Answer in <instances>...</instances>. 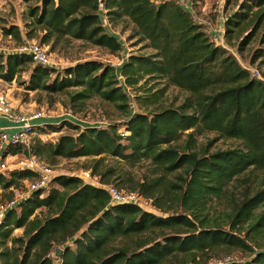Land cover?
<instances>
[{
  "label": "trees",
  "instance_id": "1",
  "mask_svg": "<svg viewBox=\"0 0 264 264\" xmlns=\"http://www.w3.org/2000/svg\"><path fill=\"white\" fill-rule=\"evenodd\" d=\"M40 2L29 16L42 33L39 43L50 44L51 50L70 39L111 53L122 50L123 41L103 25L104 12L114 26L132 23L153 53H131L119 67L91 58L57 69L35 63L28 53L0 52L3 81L50 94L76 88L73 101L98 96L128 113L106 126H82L68 117L45 119L35 131L70 128L76 133L38 143L32 152L47 158L93 157L92 174L100 183L138 192L164 214L114 203L105 188L77 175L59 174L52 180L58 186L35 190L0 221V264H205L238 250L248 258L230 264H264L259 242L264 232V79L218 44L179 0ZM237 4L226 20L224 37L228 44L240 39L242 52L260 30L264 43V0ZM3 32L19 45L25 40L18 25L3 26ZM29 36L36 34L32 30ZM261 56L264 47L254 51L252 62ZM24 72L28 77L21 80ZM152 80H162L164 87L138 95L153 89L146 88ZM124 84L148 106L157 104L169 86L187 94L177 106L131 112ZM207 132L242 145L212 152L209 147L196 149V137ZM21 152L28 154L20 146L7 145L5 157ZM107 156L132 166L150 160L160 175L132 182L114 167L102 168ZM178 170L181 183L174 184L178 191L169 196L164 175ZM260 174L261 180H255ZM35 179L37 173L28 169L5 170L0 172V189L13 194L25 180ZM234 181L244 182L242 197L224 209L213 206L215 200H226ZM42 209L45 215L39 213ZM20 228L22 234L14 235ZM57 248L62 249L59 258L54 255Z\"/></svg>",
  "mask_w": 264,
  "mask_h": 264
},
{
  "label": "rangeland",
  "instance_id": "2",
  "mask_svg": "<svg viewBox=\"0 0 264 264\" xmlns=\"http://www.w3.org/2000/svg\"><path fill=\"white\" fill-rule=\"evenodd\" d=\"M180 3L189 5L190 2H193V14L194 18L197 21H207L208 24H205V28L210 31L213 30L211 36L213 39L218 42H221V34L225 33V26L223 25V16L227 19L228 17L238 9V4L243 0H232L231 3L228 4L226 2L223 15L217 14L214 12L215 5L214 0H179ZM249 1V0H245ZM40 0H0V51H12L15 47L19 45V41H17L14 37L10 35H5L3 32V26H9L11 24L18 25L24 34L25 40H35L40 42L41 31L32 24V19L29 16L30 8L32 6L40 4ZM220 16V17H219ZM226 23V22H225ZM224 23V24H225ZM222 24V26H221ZM115 32H118V36L121 41L124 42V46L122 50L116 53H111L109 50L103 47H99L93 45L89 42L70 39L69 41L62 42L56 46L55 50H51L50 44H45V47L49 52L52 53L53 59L55 60V67L57 69H62L65 66L73 65L77 61H83L86 59H98L105 63L114 65L115 67H119V63L123 60L126 55H130L131 53H139V54H151L153 50L146 46V42L142 41L139 36L135 34L134 26L130 22H121L117 26ZM224 28V32L222 30ZM32 30L36 34L35 37L31 38L29 33H32ZM250 31V30H249ZM261 30L255 34L251 42L246 46V48L242 51H238V43L240 39H234L231 44H228L224 37V45L229 48L240 60V62L247 68H250L252 72L256 75H259L264 79V56H261L252 62V55L254 51L259 47H264V43H261ZM246 32L245 34H247ZM244 34V35H245ZM24 40V41H25ZM28 77V72H24L21 76V80H25ZM15 88L12 93L15 94V97L19 99V107L23 106L22 110L29 111L34 108H45L47 113L55 119H60L62 117H70L75 122L84 125H99L106 126L111 122H120L125 119L128 113L121 108H119L118 104L113 102H108L103 100L98 96L91 97L84 101H73L71 95L78 91L76 88H72L70 92H60L50 94L46 91H27L24 89V86L19 84V82H15ZM14 85V84H13ZM21 87V88H20ZM153 87L151 91H147L144 89L142 91H138V95L148 96L149 92H155L157 89L164 87V82L162 80H152L150 83L146 84V88ZM4 90L8 91V87H2ZM19 88V89H17ZM126 90L131 95L130 110L134 111H145L152 110L156 106H177L179 105L185 98L186 92L178 89L174 86H169L165 92L160 97V100L157 104L153 106H148L145 104H141L137 98H134L136 95L134 92L130 91L127 86H125ZM137 90H135L136 92ZM71 111L73 116H68L66 113ZM65 132L76 133L75 130L70 128H65L60 133L49 131L45 134H41L38 131L35 132L33 136V146L38 145V143L43 142H55L60 134ZM196 149L201 150L205 147H209V150L215 151L217 149H226L231 147H236L242 145L241 142L237 139L225 138L219 136L215 132H207L205 134L199 135L196 137ZM186 138L183 137L180 140L181 148L184 146ZM213 141L212 145H209V142ZM24 150V149H23ZM27 154V153H26ZM21 152L18 154V157H10V158H1L0 160L7 163L9 166V170H12L15 167V163L26 155ZM40 156V155H39ZM46 162H48L55 170V172L59 174H67V175H76L79 174L83 170H91L93 171V157H76V158H65V157H56V158H47L44 156H40ZM114 167L118 169L119 173H124L128 176L132 182L136 180H144L147 178L155 177L160 175L157 172L156 167L151 163L150 160L144 159L140 163L132 166L124 161H121L118 158H112L107 156L104 160L102 168ZM181 170L171 174H165L163 181L166 184L168 189L167 194L169 196L173 195L174 192H177L178 189L174 187V184L181 183L179 179V175ZM93 175V174H92ZM99 180V176L97 177ZM255 180H261V174L255 178ZM91 182V181H88ZM95 182V180H94ZM117 182V181H115ZM117 185L116 183H112ZM52 186H58L57 184L52 183L51 186L46 189L48 191ZM118 186V185H117ZM120 187V186H119ZM121 189V188H120ZM18 190L26 191L27 187L25 184L21 185ZM128 191V189H123ZM229 190L231 193L226 197V200L219 202L215 200L212 202L213 206H218L220 209H224L225 207H229L230 203H233L236 199L242 197L245 193L244 182L242 181H234L229 184ZM15 193H11L10 191L0 192L1 200H9L14 196ZM171 203V202H169ZM175 205V204H174ZM173 206V208H175ZM145 209L155 212L157 214H164L160 210L156 209L153 206V203L150 199L147 198V203L145 204ZM262 208H260L261 210ZM176 210V209H175ZM259 210V211H260ZM41 215H45L47 212L45 209H42L39 212ZM226 226V225H225ZM23 229H16L14 231V235H21ZM259 242L264 246V232L260 233ZM230 255L234 256L235 259L244 260L248 258L247 254L243 251H234L230 253ZM56 257V256H55ZM59 260L55 261V264H59Z\"/></svg>",
  "mask_w": 264,
  "mask_h": 264
},
{
  "label": "built area",
  "instance_id": "3",
  "mask_svg": "<svg viewBox=\"0 0 264 264\" xmlns=\"http://www.w3.org/2000/svg\"><path fill=\"white\" fill-rule=\"evenodd\" d=\"M155 3H159L162 0H152ZM227 0H214V12L223 15V9ZM188 10L193 13V2L189 5L183 4ZM227 17L223 16V25ZM224 32V28H222ZM124 46V42H123ZM0 52H17V53H28L32 56L35 63H39L45 66L55 67V60L53 59L52 53L48 51L45 45L32 40H25L22 44L18 45L12 51H0ZM128 58L126 55L121 61L120 65ZM259 76V75H258ZM124 86H126L124 84ZM68 116H73L71 111L66 113ZM0 116L4 117L8 122H10L9 131L0 130V141L4 145L20 146L22 149L26 150L28 154L24 155L23 158L19 159L15 163L13 169H28L37 173V179L25 180L27 181L26 191H20L14 189V196L9 200L0 201V221L6 216L8 211L14 209L18 204L28 197L32 192L38 189H48L51 186L52 180L56 175H58L54 168L42 159L37 154H34L33 149V136L35 134V128L38 125L44 124L45 119L52 118L46 111L45 108H34L30 111H24L17 109L13 106L11 99L6 90L0 87ZM71 122H75L72 118L68 117ZM125 134V132H123ZM18 157V154L15 157ZM12 169V170H13ZM9 170V166L6 162L0 160V172ZM85 181H91L95 185H99L105 188L110 196L111 201L114 203H133L138 204L141 207H145L147 203V198L142 194L134 191H126L118 188L113 184H102L97 180V177L92 175L91 170H83L79 174ZM95 180V182H94ZM55 255V254H54ZM237 260L232 255H227L224 257H218L211 259L205 264H230L232 261Z\"/></svg>",
  "mask_w": 264,
  "mask_h": 264
},
{
  "label": "crops",
  "instance_id": "4",
  "mask_svg": "<svg viewBox=\"0 0 264 264\" xmlns=\"http://www.w3.org/2000/svg\"><path fill=\"white\" fill-rule=\"evenodd\" d=\"M220 17V16H219ZM102 19H103V25L105 26V28H106V30L109 32V33H114V34H118V32H115V30H116V28L114 27V25H112L111 23H109V21L107 20V17L105 16V13L103 12V14H102ZM201 23H204V24H208V22L207 21H200ZM221 26H222V24H221ZM214 30V29H213ZM213 30H210L209 32H210V34H213L212 33V31ZM221 37H222V39H221V42L220 41H218L217 43L218 44H221V45H223V46H225L224 45V35L223 34H221ZM120 64V63H119ZM118 66H120V65H118ZM16 81H13V82H6V81H3L2 79H0V87H5V88H7L8 87V91H7V93H8V95H9V98L11 99V102H12V104H13V106L15 107V108H17V109H23V106H20L19 107V99L18 98H16L15 97V94H13L12 93V91H13V89L15 88V85H16V83H15ZM14 84V85H13ZM17 86V85H16ZM12 87H14V88H12ZM21 88V87H20ZM17 89H19V88H17ZM32 110V109H31ZM26 111V110H25ZM30 111V110H29ZM53 121H56L57 119H52ZM74 123H76V124H78L77 122H74ZM79 125H82V124H80L79 123ZM9 126H10V122H8L4 117H2V116H0V130H7V131H9ZM83 126V125H82ZM6 148H7V146L6 145H4L1 141H0V159L1 158H10V157H15V155H11V154H9L8 156H6L5 157V151H6ZM24 184L26 185L27 184V181H24ZM0 192H2V190L0 189ZM59 262V264L61 263L60 262V260L58 261Z\"/></svg>",
  "mask_w": 264,
  "mask_h": 264
},
{
  "label": "water",
  "instance_id": "5",
  "mask_svg": "<svg viewBox=\"0 0 264 264\" xmlns=\"http://www.w3.org/2000/svg\"><path fill=\"white\" fill-rule=\"evenodd\" d=\"M61 250H62L61 248H57V249H56V252H55V256H56V257H58V258L60 257V255H61Z\"/></svg>",
  "mask_w": 264,
  "mask_h": 264
}]
</instances>
